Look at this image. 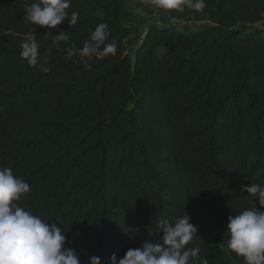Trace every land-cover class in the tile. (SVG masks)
Masks as SVG:
<instances>
[{"label":"trees","instance_id":"16d2710c","mask_svg":"<svg viewBox=\"0 0 264 264\" xmlns=\"http://www.w3.org/2000/svg\"><path fill=\"white\" fill-rule=\"evenodd\" d=\"M133 1L72 0L77 24L47 30L24 19L25 0H0V167L30 184L20 205L67 231L81 264H109L158 232L160 219L186 214L198 227L189 246L209 264H243L227 224L260 207L241 187L264 185V30L252 29L264 0L169 10L212 26L152 27L142 39L127 25ZM102 22L116 55L66 60ZM61 30L70 41L53 45ZM29 32L48 73L20 56Z\"/></svg>","mask_w":264,"mask_h":264},{"label":"clouds","instance_id":"9594fccd","mask_svg":"<svg viewBox=\"0 0 264 264\" xmlns=\"http://www.w3.org/2000/svg\"><path fill=\"white\" fill-rule=\"evenodd\" d=\"M151 2L161 9L178 12L186 8L201 12L206 7V0ZM71 6L72 0H25L24 19L47 30H57L65 21L74 26L80 14L69 12ZM70 39L67 31L61 30L54 35L52 43H68ZM117 46L109 24L102 22L95 26L83 48L76 49L73 45L65 59L71 60L76 55L104 59L116 55ZM40 48L34 33L29 32L20 44V56L30 67L48 73L51 71L49 56L42 54ZM30 192V184L11 167H0V264H81L77 250L68 244L67 231L20 205ZM241 192H247L256 201L258 197L260 207L247 208L228 217L227 246L243 258V264H264V185H243ZM190 219L188 214L177 215L172 220L160 219L158 232L148 230L149 239L140 247L127 249L123 257L113 253L109 264H209L208 259L200 255L199 247L189 246L198 236V227L190 223ZM154 235L155 242L151 240ZM89 264H102L101 258L90 256Z\"/></svg>","mask_w":264,"mask_h":264},{"label":"rangeland","instance_id":"374dc122","mask_svg":"<svg viewBox=\"0 0 264 264\" xmlns=\"http://www.w3.org/2000/svg\"><path fill=\"white\" fill-rule=\"evenodd\" d=\"M129 9L136 16L133 22L127 25L135 29V38L142 39L145 37L148 30L152 27L159 29L175 28L178 30H197L210 27L211 22L207 17L202 21L196 20L194 17L190 22H183L175 19L170 15L169 10L157 7L151 0H134ZM258 24L252 27L259 30H264V13H260ZM243 33L248 32L246 29L238 28ZM251 30V29H250ZM249 30V31H250ZM232 264H236L232 261Z\"/></svg>","mask_w":264,"mask_h":264}]
</instances>
